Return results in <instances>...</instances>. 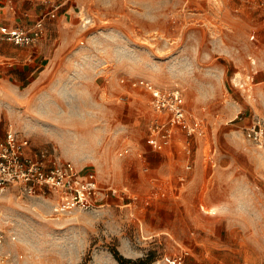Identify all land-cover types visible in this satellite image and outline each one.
Listing matches in <instances>:
<instances>
[{
    "label": "rangeland",
    "instance_id": "1",
    "mask_svg": "<svg viewBox=\"0 0 264 264\" xmlns=\"http://www.w3.org/2000/svg\"><path fill=\"white\" fill-rule=\"evenodd\" d=\"M259 2L84 0L76 7L79 17L61 32L57 95L0 92V139L13 129L29 137L31 157L72 162L82 178L94 173L101 186L128 187L136 199L63 210L49 191L10 188L0 193V264H120L114 251L123 264H166L179 252L188 264L264 263V143L246 136L253 120L264 123ZM137 79L180 88L187 110L204 119L195 137L177 135L195 150L181 192L174 190L186 171L183 150L150 151L155 114L149 94L129 84ZM153 185L169 195L145 205Z\"/></svg>",
    "mask_w": 264,
    "mask_h": 264
},
{
    "label": "built area",
    "instance_id": "2",
    "mask_svg": "<svg viewBox=\"0 0 264 264\" xmlns=\"http://www.w3.org/2000/svg\"><path fill=\"white\" fill-rule=\"evenodd\" d=\"M259 6L264 12V0H260ZM46 16L54 18L56 9L48 12ZM44 31L45 17H42L28 27L4 29V36L16 46H36L42 39ZM129 84L135 88H143L149 94V105L155 114L148 125L147 145L151 152H163L170 148L179 133H184L189 138L202 132L204 119L187 110L180 88L163 89L143 79L131 80ZM246 136L259 147L263 145L264 123L261 119L252 121L247 127ZM29 144L28 136L21 135L13 129H9L4 138L0 139V193L13 187L27 195L46 190L58 197L63 210L92 209L107 202L110 197L127 196L136 199L128 187L118 189L112 185L101 186L94 173L82 178L79 169L72 162L55 158L47 165L44 161L45 156L40 159L31 157L28 154ZM183 144L189 161L185 173L179 177V187L174 192H181L180 189L187 181V173L194 167L192 142L186 139ZM215 153L216 150L213 151V154ZM139 157L145 158L143 153H139ZM168 193L158 185H153L149 189L145 205L167 197ZM187 255L188 253L179 252L166 264H187Z\"/></svg>",
    "mask_w": 264,
    "mask_h": 264
},
{
    "label": "crops",
    "instance_id": "3",
    "mask_svg": "<svg viewBox=\"0 0 264 264\" xmlns=\"http://www.w3.org/2000/svg\"><path fill=\"white\" fill-rule=\"evenodd\" d=\"M52 1L0 0V92L6 90L15 95L23 94L25 99L57 95L56 87L62 70L60 66L64 64L63 58L58 55L59 49L64 46L60 41L61 32H65L63 26L71 17H79L76 7L84 0H64L56 6L51 4ZM53 9H56V16L47 17L46 14ZM58 9L60 12L57 13ZM42 17H45V31L36 46H16L5 38L4 29L28 27ZM151 22L154 24L153 20ZM178 144L188 163L189 158L182 140L179 142L176 137L171 147ZM192 160L194 164L195 150ZM191 171L187 173V182Z\"/></svg>",
    "mask_w": 264,
    "mask_h": 264
},
{
    "label": "trees",
    "instance_id": "4",
    "mask_svg": "<svg viewBox=\"0 0 264 264\" xmlns=\"http://www.w3.org/2000/svg\"><path fill=\"white\" fill-rule=\"evenodd\" d=\"M113 253H114L115 258H117V260L120 262V264H123V261H125V258H123V256H120L119 252H117V251H114ZM87 262H88V259H86L85 263H83V264H87ZM129 262H131V261H129ZM131 263L139 264L138 262H131Z\"/></svg>",
    "mask_w": 264,
    "mask_h": 264
}]
</instances>
